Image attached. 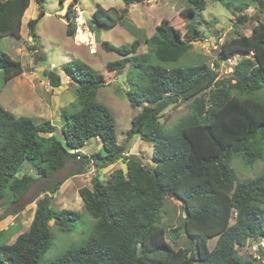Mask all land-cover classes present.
<instances>
[{"label": "trees", "instance_id": "trees-1", "mask_svg": "<svg viewBox=\"0 0 264 264\" xmlns=\"http://www.w3.org/2000/svg\"><path fill=\"white\" fill-rule=\"evenodd\" d=\"M46 1L34 0L38 16L27 24L34 42ZM67 1L66 35L73 37L78 0H60V7ZM122 1L124 7L108 10L95 4L91 27L123 26L127 7L147 0ZM186 1L189 7L178 14L184 25H178V18L162 20L149 38L144 36L145 54L138 53L140 41L121 47L100 43L104 51L120 58L106 64L107 72L129 66L131 88L125 98L138 111L123 145L117 143L112 112L96 101L98 90L108 86L104 76L77 59L62 69L74 85L76 101L61 109V139L50 121L16 117L0 105V202L9 196L10 203H17L38 179L47 181L40 188L42 197L35 203L28 230L10 244L0 243V264H261L263 248L259 258H245L239 250L249 242H264V172L237 182L230 164L234 157L247 166L264 159V24L258 22L249 36L235 32V37L225 39L214 68L205 63L178 66L192 43L205 41L195 15L206 9L207 1ZM213 1L230 10L228 1ZM29 5L30 0H0V43L7 37L20 38ZM250 5L258 12L264 9L263 0H245L234 9L235 28L247 20L243 12ZM128 29L133 31L132 26ZM30 49L36 52L35 45ZM235 55L242 57L231 74L221 78L219 64ZM0 72L6 84L23 68L0 51ZM42 76L50 87H60L61 78L53 71L45 69ZM180 104L187 106V113L167 128L160 122L163 112ZM135 136L152 145L153 168L126 156ZM92 139L101 142L103 152L82 154ZM118 161L125 171H112L105 183L96 177L91 188L78 190L83 210L94 220L90 236L57 259L41 263L54 241L53 228L70 233L81 218L73 210L55 211L53 196L91 163L103 170ZM66 162L76 164L74 172L53 180ZM25 163L36 178L17 176ZM165 198L180 202L183 211L180 225L169 231L160 225ZM167 233L175 239L184 235L186 248L174 250L165 240ZM212 239L216 242L210 248Z\"/></svg>", "mask_w": 264, "mask_h": 264}, {"label": "rangeland", "instance_id": "rangeland-1", "mask_svg": "<svg viewBox=\"0 0 264 264\" xmlns=\"http://www.w3.org/2000/svg\"><path fill=\"white\" fill-rule=\"evenodd\" d=\"M59 1L47 0L45 2V17L36 27L35 42L30 37L27 25L28 21L34 20L38 16V7L34 0L30 1L25 16L22 18L20 38L7 37L1 41L0 51L9 55L15 61H19L23 73L7 85L3 83L2 73L0 72V103L4 105L5 110L16 117H27L37 122L50 121L52 125L58 128L55 136L61 139V109L76 101L74 85L65 76L62 69L71 59L80 60L104 76V82L108 86L98 90L96 101L108 107L112 112L116 121L117 143L123 145L125 143V132L130 128L131 119L138 111L132 109L125 98V92L131 88L129 84L130 77L128 76L129 66L127 65L115 72H107L105 70L106 64L120 58L113 52L104 51L100 47V43L108 42L115 47H121L129 46L134 41H140L142 44L138 53L145 54L148 48L142 41L144 36L146 35L149 38L162 20H177L178 18V25L183 26L184 22L178 14L181 10L189 7V4L186 0H147L142 4L127 7L128 15L123 26L106 29L91 27V24H89L90 19L84 16V12L91 17L95 4H99L108 10L124 7L123 1L78 0L76 17L79 22L77 23L76 34L73 37H68L66 35L67 23L64 17L70 1L65 2L62 7H60ZM206 1L208 4L206 9L197 11L195 15V21L200 23L198 29L205 41L192 43L189 53L180 60L178 66L205 63L214 68L213 64L217 61L218 47L225 39L235 37V32L249 36L258 22L264 24V9H262V12H258L253 5H250L243 12L247 20L237 28L234 27V23L237 24L238 20V14L234 9L245 3V0H226L230 3V10H227L220 2ZM210 21L216 23L211 24ZM83 22L86 23L82 25ZM78 24L80 25L78 26ZM84 26H87L85 31L83 30ZM130 26L133 27V31L128 29ZM88 31L92 39L89 36L84 43L77 40L78 32L87 33ZM217 38H219L218 41ZM34 45L36 46V52L30 49ZM241 57L235 55L229 60L222 61L219 64V76L221 78L228 77ZM39 68L40 70H38ZM45 69L60 76V87H50L48 80L42 76ZM4 94H24V97H22L28 102L23 106H14L13 104L17 100L12 97L11 102L6 104ZM186 113L187 106L185 104L169 107L163 112L160 122L170 128L177 119ZM129 148V153L126 156L134 157L147 167L153 168L155 166L152 160L151 144L143 142L138 136H135ZM97 152H103L102 144L98 139H92L87 142L81 153L89 156ZM75 167L76 164L66 162L63 169L59 171L53 180H64L66 176L74 172ZM230 167L237 182L252 180L264 172V159L256 162L253 166H247L240 157H234ZM117 169L125 171V165L118 161L106 169L97 170L91 163L79 177L73 179L69 177L65 181L59 192L53 196L52 207L55 211L60 209L73 210L78 212L81 218L70 233L65 234L53 228L54 241L43 255L41 263H49L57 259L66 249L80 245L90 236L94 220L83 210L78 190L83 187L91 188V183L96 177L105 183L109 179V174ZM23 174L30 175L33 178L37 177L32 166L28 163L23 164L17 176ZM46 183V180L38 179L17 203H10L11 197L9 196L0 202V232L9 228L7 233L0 237V243L10 244L14 242L19 234L28 230L35 203L42 197L40 196V188ZM182 218L183 211L180 202L172 198H165L160 225L166 231L173 230L180 225ZM11 226L13 228H10ZM174 237L173 234L167 233L165 240L174 250L185 249L187 246L186 237L182 234L177 239ZM215 242L216 239L209 240L208 246L212 248ZM252 244L253 242H249L246 248L240 249V255L245 258H259L256 257L258 253L251 250ZM261 259H263L261 264H264V258Z\"/></svg>", "mask_w": 264, "mask_h": 264}, {"label": "crops", "instance_id": "crops-1", "mask_svg": "<svg viewBox=\"0 0 264 264\" xmlns=\"http://www.w3.org/2000/svg\"><path fill=\"white\" fill-rule=\"evenodd\" d=\"M139 5V4H138ZM25 16V15H24ZM23 16V17H24ZM23 20V19H22ZM38 70H40V68L38 69ZM18 77H15V78H13L12 80H10L8 83H6L7 85L9 84V83H11L13 80H15V79H17ZM24 97V94H4V98H5V103L6 104H8L9 102H11V98L13 97V99H16L17 100V102L16 103H14L13 105L14 106H23V104H25L26 102H28L27 100H25V99H23V97ZM0 97H1V94H0ZM40 98V97H39ZM27 99V98H26ZM0 105L3 107L4 105H2L1 103H0ZM80 152H82V150L80 151ZM83 154V153H82ZM80 175H78V176H75V177H72V179L73 178H76V177H79Z\"/></svg>", "mask_w": 264, "mask_h": 264}, {"label": "built area", "instance_id": "built-area-1", "mask_svg": "<svg viewBox=\"0 0 264 264\" xmlns=\"http://www.w3.org/2000/svg\"><path fill=\"white\" fill-rule=\"evenodd\" d=\"M79 21L76 19V24L78 23ZM79 26V25H78ZM74 152H77V151H74ZM263 241H260V242H255L252 244L251 246V250L254 251V253H258V250L259 248H263L264 249V242L262 243ZM257 244V245H255Z\"/></svg>", "mask_w": 264, "mask_h": 264}, {"label": "bare ground", "instance_id": "bare-ground-1", "mask_svg": "<svg viewBox=\"0 0 264 264\" xmlns=\"http://www.w3.org/2000/svg\"><path fill=\"white\" fill-rule=\"evenodd\" d=\"M87 15V14H86ZM88 17V16H87ZM84 24V22H83ZM89 38V31L87 33L78 32L77 40H79L81 43L86 42V40ZM78 44V42H77ZM81 45V44H80ZM86 45V44H85Z\"/></svg>", "mask_w": 264, "mask_h": 264}, {"label": "clouds", "instance_id": "clouds-1", "mask_svg": "<svg viewBox=\"0 0 264 264\" xmlns=\"http://www.w3.org/2000/svg\"><path fill=\"white\" fill-rule=\"evenodd\" d=\"M31 1V0H30ZM85 13V12H84ZM24 16V15H23ZM92 17V16H91ZM76 19H77V17L75 18V24H76ZM86 23V22H85ZM84 23V24H85ZM84 24H82V25H84ZM78 25H80V24H78ZM76 26H77V24H76ZM86 28H87V26L85 27L84 26V28H83V30L85 31L86 30ZM89 36H90V38H91V34L89 33ZM92 39V38H91ZM94 41V40H93ZM253 243H255V242H253Z\"/></svg>", "mask_w": 264, "mask_h": 264}, {"label": "water", "instance_id": "water-1", "mask_svg": "<svg viewBox=\"0 0 264 264\" xmlns=\"http://www.w3.org/2000/svg\"><path fill=\"white\" fill-rule=\"evenodd\" d=\"M84 16L87 17V15L84 13ZM88 19L92 20V17H87Z\"/></svg>", "mask_w": 264, "mask_h": 264}]
</instances>
